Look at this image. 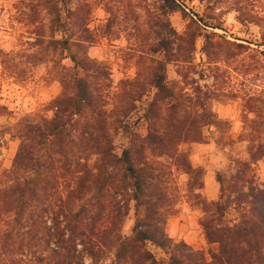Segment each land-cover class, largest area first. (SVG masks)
<instances>
[{"label": "trees", "instance_id": "16d2710c", "mask_svg": "<svg viewBox=\"0 0 264 264\" xmlns=\"http://www.w3.org/2000/svg\"><path fill=\"white\" fill-rule=\"evenodd\" d=\"M35 1L47 12L56 32L63 31L75 14L66 0ZM154 2L147 6L157 34L149 46L152 65L147 85L154 93L143 114L147 133L129 132L118 120L123 126L117 130L122 129L128 140L120 153L101 98L87 78L96 69L87 41L72 40L63 33L60 39L51 38L52 49L66 51L76 69L73 91L64 90L52 100L51 118L24 124L12 166L4 171L0 264H101L110 252L112 264H162L147 243L168 255L164 264H264V186L250 175V164L264 155L261 147L256 151L250 147V162H239L235 173L216 175L219 196L211 205L217 220L206 218L201 223L208 244L216 246L209 258L184 242L174 243L165 232L173 204L168 194L170 168L187 174L196 171L178 152V145L199 142L203 127L214 123L207 99L191 77L196 70V41L202 37L201 51L208 60L218 43L216 33H203L206 27H215L200 17H191L183 33L171 26L170 13L184 12L179 0ZM169 65L175 66L178 81L168 80ZM138 88L142 98L144 85ZM158 156L170 163L159 161ZM126 200L134 202L130 236L121 232ZM232 205L239 213L238 222L220 226Z\"/></svg>", "mask_w": 264, "mask_h": 264}, {"label": "rangeland", "instance_id": "374dc122", "mask_svg": "<svg viewBox=\"0 0 264 264\" xmlns=\"http://www.w3.org/2000/svg\"><path fill=\"white\" fill-rule=\"evenodd\" d=\"M66 1L75 14L63 31L56 32L35 0H0V187L6 182L4 171L12 166L24 124L51 118L52 100L64 90L73 91V63L66 51L50 46L51 38L60 39L62 33L72 40L87 41L88 56L96 61V69L87 78L101 98L116 150L120 153L128 141L123 130H117L122 124L140 136L147 133L143 114L154 93L147 85L152 65L149 46L157 36L147 6H154V0ZM179 1L184 12H172L168 17L178 33H183L191 17L215 27H206L203 33L217 34L216 51L208 60L199 37L196 70L191 76L193 85H198L207 99L214 123L203 127L199 142L178 145V152L196 171L187 174L181 168H170L168 194L173 204L164 226L174 243L184 242L209 258L216 246L208 244L201 223L206 218L217 220L211 205L219 196L217 173L228 177L239 162H250V147L253 151L264 149V0ZM168 80H179L174 65L168 66ZM141 84L144 95L138 98ZM158 159L170 163L165 156ZM250 168L254 182L264 186V155ZM86 199L89 195L79 204H85ZM126 205L121 232L130 236L134 202L126 200ZM238 216L232 205L219 225L232 226ZM146 247L162 264L167 261L162 249L152 243ZM112 258L110 252L101 264H112Z\"/></svg>", "mask_w": 264, "mask_h": 264}]
</instances>
